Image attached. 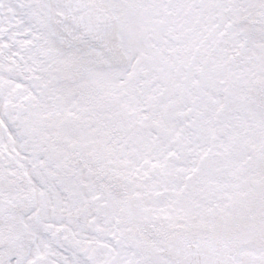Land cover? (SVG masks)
Instances as JSON below:
<instances>
[{
	"label": "snow or ice",
	"instance_id": "1",
	"mask_svg": "<svg viewBox=\"0 0 264 264\" xmlns=\"http://www.w3.org/2000/svg\"><path fill=\"white\" fill-rule=\"evenodd\" d=\"M0 264H264V0H0Z\"/></svg>",
	"mask_w": 264,
	"mask_h": 264
}]
</instances>
